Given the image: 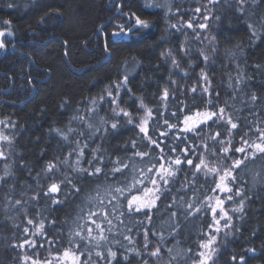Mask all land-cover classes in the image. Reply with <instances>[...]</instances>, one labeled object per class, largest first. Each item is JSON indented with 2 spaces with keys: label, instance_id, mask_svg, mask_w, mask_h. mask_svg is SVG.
I'll list each match as a JSON object with an SVG mask.
<instances>
[{
  "label": "snow or ice",
  "instance_id": "1",
  "mask_svg": "<svg viewBox=\"0 0 264 264\" xmlns=\"http://www.w3.org/2000/svg\"><path fill=\"white\" fill-rule=\"evenodd\" d=\"M248 2L207 0V4L199 3L193 8L178 3L145 4L144 7L167 8L169 19L175 20L168 25L169 34L177 39L180 36L186 38L177 46V54H182V61H195L189 65L193 71L200 68L195 85L181 89L177 84L171 92L168 87L162 91L158 89L151 100L157 105L153 109L147 107L143 98L135 96L129 75L121 76L118 69L117 79L106 85L102 94L86 99L84 114H80L79 108L75 110L69 125L75 121L78 127L69 126L66 132L50 129L49 134L55 132L61 137V146L57 148L60 155L43 163L35 176V165L23 162L24 156L16 154L13 141L7 135H0V141L4 142L0 145V161L5 162L0 190L14 193V188L6 189L14 176L7 167L12 156H16V167L35 185H29L34 195L27 198L23 192L20 198L9 195L5 206L11 204L16 211L24 210L27 215L29 204L35 210L44 201L49 213L48 216L37 213L41 216L38 225L35 217L28 218L27 225H37L36 231L31 233L33 238H29V227H24L23 238L18 244L11 245L14 249L27 246L32 250L31 254L23 255V264H162L165 256L167 264H217V257L222 255L218 235L222 229L239 231L226 204L235 203L237 206L231 212L246 214V201L248 204L254 199L264 201V195L259 191L252 192L243 180L245 175L251 174L252 187L259 185L264 191V92L251 91L247 81L253 77L248 76L246 81L243 75H239L235 86L229 85L232 92L224 94L233 101L229 104L213 86L210 75L216 71L217 60L221 59L217 36L210 35L211 22L223 20L219 6L236 5L235 11L243 15V5ZM251 4L260 7L264 0H251ZM133 7L139 5H117L119 22L111 23L110 17L97 29L108 37L103 50L109 55L114 47L120 46L110 37L143 36L144 30L155 26L154 22L133 11ZM173 7L176 8L174 13L171 11ZM254 14L248 12L249 16ZM53 15L58 16L59 11L45 13L39 22L44 23L45 17L51 19ZM0 23L10 25L11 21ZM244 23L252 37L259 39L254 24L247 19ZM259 27L264 29V10ZM108 28L112 30L109 32ZM5 35L12 36L13 33L0 31V37ZM188 37H191L190 41ZM191 43H199L201 47L194 53ZM5 47V42L0 39V49ZM225 55L235 57L232 52ZM166 57L165 62L170 59L174 69L183 67L172 57L171 51ZM227 67L221 60V70H227ZM255 68L264 71V64L257 63ZM184 77L189 74L185 72ZM33 80L29 75L26 83L32 85ZM167 83L176 82L169 76ZM241 84L245 86L240 87ZM122 93L129 97L130 104ZM241 96L245 97L239 101L243 107L236 108L235 102ZM67 104L65 101L61 107ZM171 108L175 110L170 111ZM246 110L248 115L243 114ZM101 111L105 112L104 117H99ZM96 117H99V125L93 123ZM0 123L12 122L9 118ZM122 130L133 133L123 144L111 147L110 151L102 150L100 146L91 147L97 141L119 138ZM46 155L43 151L40 154L42 159ZM40 180L44 183H39ZM190 192L192 196L186 199ZM207 192L215 194L214 203ZM201 195H204L203 200ZM77 201L86 205L87 210L80 207L77 219L72 221L65 236L63 229L68 225L67 220L59 222L60 218L52 214L69 205L79 207ZM201 213L204 214V226L197 239L183 253L173 255L175 245H167L179 244L178 238L184 235L187 227L185 222ZM239 218L243 219V216ZM80 220L84 221L83 224L79 223ZM157 221H162L159 227ZM133 234L143 238L142 250L127 249V252H134V256L121 253L120 249L125 245L117 235L132 243ZM231 235V231L225 232L224 238ZM113 245H118L116 250ZM41 250L50 254L54 251L56 255L42 261L39 258ZM247 252L255 253V249H247L239 256L232 255L228 264H248Z\"/></svg>",
  "mask_w": 264,
  "mask_h": 264
},
{
  "label": "trees",
  "instance_id": "2",
  "mask_svg": "<svg viewBox=\"0 0 264 264\" xmlns=\"http://www.w3.org/2000/svg\"><path fill=\"white\" fill-rule=\"evenodd\" d=\"M124 1L130 3V0ZM169 3H178L183 7L193 8L199 3L207 4V0H134V5H139V7H135V10L144 19L154 22L155 26L150 30H144L143 36H134L128 40L124 36L117 40L114 39V36L110 37L120 46L114 47L109 55L103 50V44L108 37L97 31L100 25L109 21L110 17L112 18L111 23L119 22L116 10L109 5V0H0V21H11L10 25L0 23V31L13 33L12 36L0 37L5 42L4 49L7 50L8 46L11 49L12 46H16L26 53V56L20 59L17 53L14 55H12L13 52L5 54L3 49H0V85L6 86L11 80L19 81L23 77L26 82L29 75L34 80L43 81L41 84H36V94L27 101L25 96V98L19 97L10 100L12 94L0 97L4 101L0 105L2 107L0 114H6V117H1L0 121L7 122L10 118L12 122L0 123V132L13 141L16 154L24 156L23 162L35 165L33 176L40 171L43 163L53 156L60 155L57 148L61 146V137L57 136L55 132L49 134L50 129L56 128L66 132L69 126L78 127V122L75 121L69 125V120L75 114V110L79 108L81 109L80 114H84L86 99L102 94L105 86L117 79L118 69L121 76L129 75L130 87H132L135 96L143 98L147 107L153 109L157 105L151 103V100L158 93V89L162 91L163 88L168 87L171 92L177 84L181 89H184L185 86L191 88L195 85L200 68L197 67L193 71L189 65L194 64L195 61H182V54H177V46L186 38L180 36L177 39L176 36L169 34L168 25L175 23V20L169 19L170 13L166 14L167 8L144 7L145 4L167 5ZM9 5L12 6L9 7ZM219 7L222 9L223 20L219 23L211 22L210 35L217 36L221 59L217 60L216 71L210 75L213 77L212 83L216 90L221 93L224 99L228 100L229 104H232L233 101L224 94L232 92L229 85L235 86L239 75H243L246 81L248 76L253 77L251 81H247L251 91H256L257 94L264 92V71H258L255 68L257 63L264 64V29L259 27L264 4L260 7H253L249 0L243 5L245 9L243 15L235 11L236 5L221 4ZM57 10L59 11L58 16L53 15L51 19L45 17L44 23L39 22L45 13H55ZM125 11L128 9L126 8ZM171 11L174 13L176 8L173 7ZM249 11L255 14L249 16ZM154 13H160V15ZM245 19L254 24L259 39L252 37L251 31L244 23ZM111 30V28L107 29L109 32ZM188 39L190 41L191 37ZM64 41L68 43L65 44ZM22 44L28 45L23 46ZM205 46H207V42H205ZM191 47L195 53V49L201 45L191 43ZM169 51L173 58L182 63V68L174 69L170 59L165 62L166 54ZM227 52L235 53V57L226 56ZM161 53H165V55L162 56ZM221 60L224 65L228 66L227 70H221ZM237 65H239V70ZM185 72L189 74L190 78L184 77ZM169 76L172 81L176 82L175 84L167 83ZM244 86L240 85V87ZM123 98L129 104L131 103L127 95H123ZM241 99H245V97L237 98L236 108L243 107L239 102ZM65 101L68 104L62 108L61 105ZM125 106L122 105V107ZM174 110V108L170 109V111ZM257 113L259 114V108ZM243 114L248 115L247 110ZM137 115H143V113ZM104 116L105 112L101 111L99 117ZM99 117H96L93 123L99 125ZM132 135L133 133L122 130V135L119 138L110 137L107 142L97 141L91 147L100 146L102 150L109 149L110 151L111 147L123 144ZM42 151L47 154L43 159L40 156ZM4 164L5 162L0 161V176L4 174ZM16 165V156H12L7 161V167L14 173V176L6 189L14 188V193L10 194L6 190H0V264H23V255L31 254L32 250L27 246L25 249L18 247L14 249L11 245L18 244L23 238L24 227H29V238H33L31 233L36 231L41 219L37 213H42L43 216L49 215L44 201H41L35 210L29 204L27 215L24 210L16 211V208L11 204L5 206L9 195L20 198V194L23 192L27 198L35 194L29 188V185L35 187L32 180ZM243 180L246 187L250 188L252 192L259 191L261 195H264V191L260 190L259 185L255 188L252 187L251 174L245 175ZM39 183L43 184L44 181L40 180ZM206 195L212 196L213 201L211 202L214 203L215 194L207 192ZM191 196L190 192L186 199ZM200 198L203 200L204 195H201ZM76 204L79 207L69 205L52 214V216L60 218L59 222L67 220L68 225L63 229L65 236H67L68 227L72 226V221L77 219L80 207L87 210V206L81 204L80 201H77ZM236 206L235 203L226 204L239 231L222 229L218 235L222 255L217 257V264H228L232 255L245 254V250L251 248L255 249V253H246L248 264H264V201L254 199L252 204H248L246 201V214L231 212V209ZM203 215L201 213L197 218L189 217V221L185 222L187 227L184 230V235L178 238L179 244L173 242L167 245V247L175 245L173 255L183 253L197 239L198 233L204 226ZM240 216H243V219H240ZM32 217L36 218L37 225L29 226L27 219ZM83 222V220L79 221L81 224ZM160 223L162 221H157V227ZM228 231H231L233 235L225 239L224 233ZM117 239L125 245L124 249H120L121 253L134 256V252H127V249L142 250V237H136L133 234L132 243L124 240L120 235H117ZM65 246L67 245L65 244ZM117 247L118 245H113V250H116ZM55 255L54 251L50 254L48 251L41 250L39 258L42 261L49 260L53 259ZM167 259L165 256L162 264H167Z\"/></svg>",
  "mask_w": 264,
  "mask_h": 264
},
{
  "label": "flooded vegetation",
  "instance_id": "3",
  "mask_svg": "<svg viewBox=\"0 0 264 264\" xmlns=\"http://www.w3.org/2000/svg\"><path fill=\"white\" fill-rule=\"evenodd\" d=\"M130 3H132L134 5V0H130ZM122 4H125V1L124 0H109V5L112 6V8L114 10H116V16H117V5H122ZM126 10V8H124V11ZM133 11H136L135 10V7H133L132 9ZM137 14H140L137 12ZM144 18V17H142ZM134 37L132 35H130V39ZM12 41V39H10ZM8 44H10V42H8ZM23 46H27L28 44H22ZM13 48L11 49V47L8 46V49H3V52L5 54H8V53H12V55H14L15 53H17V55L20 57V59H23L25 56H26V53L25 51L23 50H20L18 49V47L16 46H12ZM25 78L23 77L22 80H19V81H14V80H11L8 85H0V97H2V95H10L12 94V98L10 100H14L16 98H19V97H22V98H25L26 97V101L30 98H32L36 92H37V87H36V84H41V82L43 81H40V80H33V84L32 85H28L25 81ZM31 95L30 97H27ZM25 96V97H24ZM4 101H2L0 99V105L3 103ZM2 107H0L1 109ZM3 117L5 118L6 117V114L5 113H2L0 114V118Z\"/></svg>",
  "mask_w": 264,
  "mask_h": 264
},
{
  "label": "water",
  "instance_id": "4",
  "mask_svg": "<svg viewBox=\"0 0 264 264\" xmlns=\"http://www.w3.org/2000/svg\"><path fill=\"white\" fill-rule=\"evenodd\" d=\"M123 36H114V39L117 40L119 38H122ZM126 40H128L130 38V35L128 36H124Z\"/></svg>",
  "mask_w": 264,
  "mask_h": 264
},
{
  "label": "rangeland",
  "instance_id": "5",
  "mask_svg": "<svg viewBox=\"0 0 264 264\" xmlns=\"http://www.w3.org/2000/svg\"><path fill=\"white\" fill-rule=\"evenodd\" d=\"M0 135H5L4 133H2V132H0ZM3 141H0V145H3ZM4 166H5V164H4Z\"/></svg>",
  "mask_w": 264,
  "mask_h": 264
}]
</instances>
